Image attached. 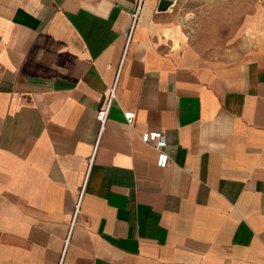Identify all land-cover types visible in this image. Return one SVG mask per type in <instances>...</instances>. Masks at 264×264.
Instances as JSON below:
<instances>
[{
  "label": "crops",
  "instance_id": "1",
  "mask_svg": "<svg viewBox=\"0 0 264 264\" xmlns=\"http://www.w3.org/2000/svg\"><path fill=\"white\" fill-rule=\"evenodd\" d=\"M178 1L0 0V264H264V0Z\"/></svg>",
  "mask_w": 264,
  "mask_h": 264
},
{
  "label": "rangeland",
  "instance_id": "2",
  "mask_svg": "<svg viewBox=\"0 0 264 264\" xmlns=\"http://www.w3.org/2000/svg\"><path fill=\"white\" fill-rule=\"evenodd\" d=\"M261 2L262 0H254V3ZM247 4L249 5V1L246 0H179L177 10L190 36L197 37L200 33L203 38L214 40L228 35V22L235 18L229 17V10L236 7L245 9ZM221 9L228 15L224 17L217 13L215 16L214 11ZM203 12L205 16H199L203 15Z\"/></svg>",
  "mask_w": 264,
  "mask_h": 264
},
{
  "label": "built area",
  "instance_id": "3",
  "mask_svg": "<svg viewBox=\"0 0 264 264\" xmlns=\"http://www.w3.org/2000/svg\"><path fill=\"white\" fill-rule=\"evenodd\" d=\"M114 86L115 84H112V86L109 88L107 99L103 108L99 109L95 114V118L99 121L101 127L107 116L109 105L114 98ZM122 115L124 120L129 123L131 118L133 117V112L130 111L123 112ZM140 140L143 143L150 144L156 150V159H155L156 166L159 168L165 167L168 162V156L162 149L165 145L163 134L157 130L145 131L141 133ZM58 264H60V262Z\"/></svg>",
  "mask_w": 264,
  "mask_h": 264
}]
</instances>
